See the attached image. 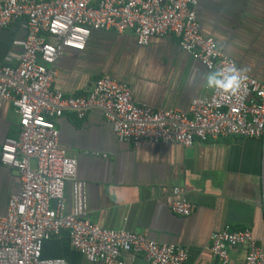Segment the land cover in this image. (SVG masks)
<instances>
[{"label":"built area","instance_id":"2783aa9c","mask_svg":"<svg viewBox=\"0 0 264 264\" xmlns=\"http://www.w3.org/2000/svg\"><path fill=\"white\" fill-rule=\"evenodd\" d=\"M200 0H0V29L22 21L26 36L0 62V103H10L19 117L17 139L0 148V162L16 171L20 192L10 197L0 216V264H68L42 255L46 241L67 233L70 245L92 264H126L123 254L142 255L150 264H186L188 252L159 244L144 234L109 230L87 218V185L77 180V160L59 143L54 119L70 112L84 119L99 110L121 143L192 147L227 137L264 139V84L241 72L213 38L203 36L196 8ZM132 31L139 46L152 38L175 37L180 48L221 76L239 70L235 90L215 85L208 96L191 101L187 113L137 104L125 83L105 75L86 97L53 89L55 64L67 50L82 52L93 32ZM71 184V208L65 188ZM167 204L188 217L193 205L173 186ZM246 248L245 264H264V251L249 229L229 226L210 237L209 250L221 264L229 251Z\"/></svg>","mask_w":264,"mask_h":264},{"label":"crops","instance_id":"0c3cea01","mask_svg":"<svg viewBox=\"0 0 264 264\" xmlns=\"http://www.w3.org/2000/svg\"><path fill=\"white\" fill-rule=\"evenodd\" d=\"M203 36L213 38L237 68L264 84V0H200L196 8ZM22 21L0 29V62L26 32ZM53 89L70 97H86L105 75L130 87L134 101L155 110L189 111L191 101L208 96L209 71L184 52L173 36L152 38L139 46L130 30L93 32L82 52L71 50L55 64ZM19 117L10 103H0V148L17 139ZM59 143L77 160V180L87 185V218L109 230L146 235L159 244L188 252L186 264H221L209 250L210 237L229 226L249 229L264 251V139L227 137L179 145L119 142L99 110L84 119L66 112L54 119ZM180 187L193 212L175 215L169 191ZM15 170L0 162V216L11 196L20 192ZM71 208V184L65 188ZM42 255L68 264L87 262L70 245L67 233L46 241ZM246 248L229 251L228 264H245ZM126 264H150L142 255L123 254Z\"/></svg>","mask_w":264,"mask_h":264},{"label":"clouds","instance_id":"9594fccd","mask_svg":"<svg viewBox=\"0 0 264 264\" xmlns=\"http://www.w3.org/2000/svg\"><path fill=\"white\" fill-rule=\"evenodd\" d=\"M239 70L229 69L221 76L219 73H211L206 77V84L209 87L219 85L225 87L228 90L235 91L240 84Z\"/></svg>","mask_w":264,"mask_h":264}]
</instances>
